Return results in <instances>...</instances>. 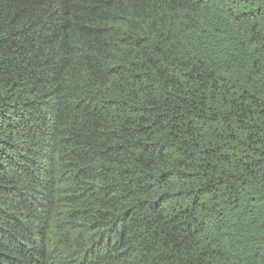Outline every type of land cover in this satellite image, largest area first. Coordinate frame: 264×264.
Returning a JSON list of instances; mask_svg holds the SVG:
<instances>
[{
  "label": "trees",
  "instance_id": "obj_1",
  "mask_svg": "<svg viewBox=\"0 0 264 264\" xmlns=\"http://www.w3.org/2000/svg\"><path fill=\"white\" fill-rule=\"evenodd\" d=\"M0 264H264V0H0Z\"/></svg>",
  "mask_w": 264,
  "mask_h": 264
}]
</instances>
